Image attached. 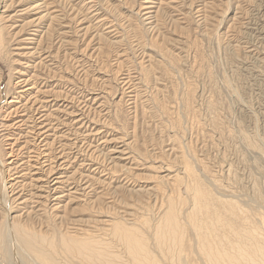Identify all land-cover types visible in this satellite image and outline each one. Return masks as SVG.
I'll use <instances>...</instances> for the list:
<instances>
[{"label": "rangeland", "instance_id": "374dc122", "mask_svg": "<svg viewBox=\"0 0 264 264\" xmlns=\"http://www.w3.org/2000/svg\"><path fill=\"white\" fill-rule=\"evenodd\" d=\"M117 225L153 264H264V0H0V264H50L23 231L136 264Z\"/></svg>", "mask_w": 264, "mask_h": 264}, {"label": "bare ground", "instance_id": "6f19581e", "mask_svg": "<svg viewBox=\"0 0 264 264\" xmlns=\"http://www.w3.org/2000/svg\"><path fill=\"white\" fill-rule=\"evenodd\" d=\"M11 103H13V102H11ZM188 218L190 219V217H188ZM218 219H220V218H218ZM196 220H195V222H196ZM178 221H179V218H178L177 214L175 213V211L172 209L169 210V212H167L165 219H164V222L160 228V230H161L160 239L162 241L176 242L177 238L180 236V233H181L180 229L182 228ZM215 221H216V219H215ZM211 223H212V221H211ZM211 226H213V225H211ZM19 228H20V226H18V229ZM23 233L27 236L28 239H30L28 241V243H26L27 248L31 252L35 253L41 260H43L45 262L48 261V262H50V264L53 263V261L50 258H48L46 255L42 254L38 249H36V246L34 244V242H35L36 245H38L39 241L43 242L45 240V238L41 236L38 238L39 241H37L30 234H28L26 231H23ZM136 233H132L130 230H128V228H127V230L126 229L123 230V227H122V229L118 228V225L116 226L115 229L113 227L114 236L117 238V240L119 242H121L125 245L128 253H129V255H130V257L134 263H136V264H153L154 259H152L150 253L148 252V250H147L148 248H146L147 246H146L145 241L143 240L142 237L137 235L138 233L137 234ZM1 238H2V233H0V240H1ZM204 240H206V239H204ZM247 241H248V239H247ZM54 243H52V241H51L49 244H50V246H52ZM242 245H244V244L242 243ZM204 246H205L204 250L206 251L205 255L208 257L207 259H209L213 264H220V262L224 258L226 260H228V258L231 259V257L223 256L222 253L217 248H214L212 243L209 241L207 243H204ZM246 246L245 247L240 246L238 248L239 255H237V256L238 257L240 256L241 260L244 259V260H248V261H251L252 263H254V261L252 260V257H253L252 254L255 253L254 248H257V247L250 248L251 244H250V247H248V245H246ZM61 247L63 248V250L67 254L81 256L83 258V260L88 261V262L93 263V262L98 261L102 264H116L114 262V258L109 259L108 255L112 254L113 252H112V249L109 248L108 244L97 243L94 241L79 242L76 240L65 238L64 240H62L60 249H61ZM204 250H203V252H204ZM257 253H260V252H257ZM263 256H264V254H263ZM235 258H237V257L235 256ZM232 259L236 260L234 258H232ZM209 260H208V262H209ZM230 261H229V263H231V264H233L235 262V261L234 262L233 261L230 262Z\"/></svg>", "mask_w": 264, "mask_h": 264}]
</instances>
